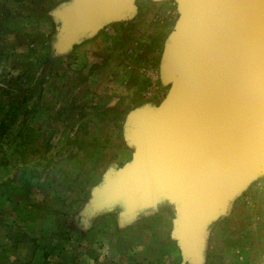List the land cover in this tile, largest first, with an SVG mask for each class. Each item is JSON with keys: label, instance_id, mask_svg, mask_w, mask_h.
<instances>
[{"label": "rangeland", "instance_id": "1", "mask_svg": "<svg viewBox=\"0 0 264 264\" xmlns=\"http://www.w3.org/2000/svg\"><path fill=\"white\" fill-rule=\"evenodd\" d=\"M3 1L0 264H180L169 211L126 225L108 214L87 227L72 220L103 173L129 158L128 111L165 93L157 65L174 3L135 0L131 20L52 58L49 14L61 1ZM202 255V264H264L260 180L209 226Z\"/></svg>", "mask_w": 264, "mask_h": 264}, {"label": "water", "instance_id": "2", "mask_svg": "<svg viewBox=\"0 0 264 264\" xmlns=\"http://www.w3.org/2000/svg\"><path fill=\"white\" fill-rule=\"evenodd\" d=\"M170 1L176 17L157 65L165 93L128 111L130 156L103 173L78 213L149 206L146 216L166 201L180 264H198L209 226L254 181L264 191V0ZM136 12L135 0L56 3L51 57Z\"/></svg>", "mask_w": 264, "mask_h": 264}, {"label": "flooded vegetation", "instance_id": "3", "mask_svg": "<svg viewBox=\"0 0 264 264\" xmlns=\"http://www.w3.org/2000/svg\"><path fill=\"white\" fill-rule=\"evenodd\" d=\"M53 36H55V33L53 34ZM53 38L54 39H52L50 42V48H51V44L55 41V37ZM157 208L159 210H167L169 211L171 215L174 214L172 206L168 204L166 201H159L157 204ZM150 209L151 208L149 206H144L134 211L126 212L123 207L115 205V206H111V207L104 208L101 210H97L94 214H91L90 216H89V211H85L84 215L77 213L72 220H73L74 225L87 227V222L91 221V219L94 216L99 215V214H108V215L113 216L116 224L126 225L130 223L132 220L139 218L142 215H145L147 212L150 211ZM198 254H199L198 257H200L203 260L202 251L201 253L198 252ZM182 264H193V261L185 260ZM198 264H202V262Z\"/></svg>", "mask_w": 264, "mask_h": 264}, {"label": "crops", "instance_id": "4", "mask_svg": "<svg viewBox=\"0 0 264 264\" xmlns=\"http://www.w3.org/2000/svg\"><path fill=\"white\" fill-rule=\"evenodd\" d=\"M56 2L57 1H63V0H55ZM3 3H9V4H19L21 5L22 3H25V0H5L3 1ZM8 14H11V15H14V12L11 10V8L9 9V12Z\"/></svg>", "mask_w": 264, "mask_h": 264}, {"label": "trees", "instance_id": "5", "mask_svg": "<svg viewBox=\"0 0 264 264\" xmlns=\"http://www.w3.org/2000/svg\"><path fill=\"white\" fill-rule=\"evenodd\" d=\"M53 37H55V36H53V35H47V38H48L49 40L54 39Z\"/></svg>", "mask_w": 264, "mask_h": 264}, {"label": "built area", "instance_id": "6", "mask_svg": "<svg viewBox=\"0 0 264 264\" xmlns=\"http://www.w3.org/2000/svg\"><path fill=\"white\" fill-rule=\"evenodd\" d=\"M157 99H160V98H157Z\"/></svg>", "mask_w": 264, "mask_h": 264}]
</instances>
